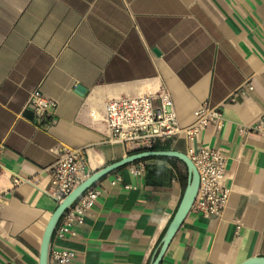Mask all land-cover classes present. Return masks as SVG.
Returning <instances> with one entry per match:
<instances>
[{"label": "crops", "instance_id": "0c3cea01", "mask_svg": "<svg viewBox=\"0 0 264 264\" xmlns=\"http://www.w3.org/2000/svg\"><path fill=\"white\" fill-rule=\"evenodd\" d=\"M35 89L56 103L43 123L26 107ZM161 89L182 126L200 105L220 106L223 125L195 143L228 157L231 188L220 216L188 211L159 264L264 257V133L239 130L264 126V0H0V264H39L58 205L46 191L55 149L84 150L91 173L120 160L132 148L109 139L107 100ZM190 143L180 135L160 145L186 153ZM138 162L170 170L161 184L145 170L133 176L130 163L100 178L107 190L76 234L51 241L76 251L72 264L151 263L187 169L157 156ZM15 174L31 181L13 185Z\"/></svg>", "mask_w": 264, "mask_h": 264}, {"label": "built area", "instance_id": "2783aa9c", "mask_svg": "<svg viewBox=\"0 0 264 264\" xmlns=\"http://www.w3.org/2000/svg\"><path fill=\"white\" fill-rule=\"evenodd\" d=\"M55 105V101L46 97L39 89L30 93L26 103V107L37 114L39 123L46 121ZM194 116L192 123L182 126L170 92L168 89H161L155 93L108 99L104 120L109 139L120 141L132 150L155 149L164 140L180 135L190 140L186 154L198 169V189L191 209L203 218H211L221 215L229 197L231 187L224 183L228 157L216 148L201 146L195 141L206 126L213 124L221 127L223 114L219 105L203 104L195 110ZM239 130L264 133V126L255 124L241 127ZM4 147V142L0 140V156ZM55 151L57 157L48 167L50 178L46 191L59 203L76 185L87 178L91 171L87 168L84 150L61 146ZM128 167V171L135 177L142 176L145 170L142 162L130 163ZM12 180L13 185L31 181L29 177L17 174ZM121 181L122 177L118 175L110 180L109 186L115 187ZM130 186L133 185L124 184L125 188ZM105 190V186L95 183L85 189L63 212L53 236L64 238L66 235H75L77 227L83 224L85 216ZM75 257L74 249L50 243L47 264H72Z\"/></svg>", "mask_w": 264, "mask_h": 264}, {"label": "water", "instance_id": "95a60500", "mask_svg": "<svg viewBox=\"0 0 264 264\" xmlns=\"http://www.w3.org/2000/svg\"><path fill=\"white\" fill-rule=\"evenodd\" d=\"M156 51V50H155ZM76 89L78 91H83L84 87L77 85ZM150 156H171L178 158L181 160L187 169V183L185 189L183 191V195L181 197L180 203L172 217V220L169 222L164 235L161 238L159 246L154 254V257L151 260L150 264H159L162 259V256L173 237L175 231L182 223L188 211L191 209V205L194 201L197 189H198V173L193 161L189 158L186 153H182L176 150H165V149H146L139 152L129 153L118 161L110 163L104 166L101 169H97L93 173H91L87 178H85L81 183L76 185L61 202L58 203L54 212L52 213L46 229L43 234L42 244L40 249V258L39 264H47L48 259V251L50 247V243L53 237V232L55 226L57 225L61 216H63V212L75 201L77 198L87 189L89 186L98 182L100 178H102L107 173L124 166L129 163H133L136 160L141 158H147ZM239 264H264V257H253L245 260Z\"/></svg>", "mask_w": 264, "mask_h": 264}, {"label": "trees", "instance_id": "16d2710c", "mask_svg": "<svg viewBox=\"0 0 264 264\" xmlns=\"http://www.w3.org/2000/svg\"><path fill=\"white\" fill-rule=\"evenodd\" d=\"M155 149H167V147L160 145V146H157ZM142 150H146V149L137 148V149H133V150L129 151V153H131V152L132 153L139 152V151H142ZM148 157L147 158H141V159L136 160L134 162L144 161V160L148 159ZM150 157H152V156H150ZM157 157L160 158V159H165V160L171 161L174 170L177 173L181 174V172L178 170V168L175 165L176 161H180L178 158L171 157V156H157ZM184 166H185V164H184ZM169 170L170 169H168L163 164H152V165H149V166L146 165L145 166V171H146L147 183H151V184H161V183H163V180L168 175L167 171H169Z\"/></svg>", "mask_w": 264, "mask_h": 264}]
</instances>
